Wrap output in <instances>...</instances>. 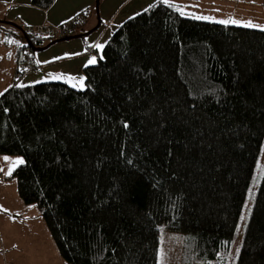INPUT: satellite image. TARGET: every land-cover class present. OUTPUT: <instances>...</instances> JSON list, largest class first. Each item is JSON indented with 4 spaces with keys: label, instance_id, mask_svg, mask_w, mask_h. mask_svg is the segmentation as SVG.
<instances>
[{
    "label": "trees",
    "instance_id": "obj_1",
    "mask_svg": "<svg viewBox=\"0 0 264 264\" xmlns=\"http://www.w3.org/2000/svg\"><path fill=\"white\" fill-rule=\"evenodd\" d=\"M170 3L93 49L82 88L18 82L0 95V154L23 160L6 178L67 264H157L163 230L185 234L182 264H224L234 243L264 141V29ZM87 19L59 36L0 21V35L8 23L25 38L19 70L27 48L39 65L36 52ZM235 264H264V171Z\"/></svg>",
    "mask_w": 264,
    "mask_h": 264
},
{
    "label": "crops",
    "instance_id": "obj_2",
    "mask_svg": "<svg viewBox=\"0 0 264 264\" xmlns=\"http://www.w3.org/2000/svg\"><path fill=\"white\" fill-rule=\"evenodd\" d=\"M31 0H0V21L12 22L19 29L33 28L38 30L44 26H56L72 19L79 12L88 10L87 24L83 33L71 38L50 43L36 52L34 60L41 67L26 75L20 84L59 81L72 86L79 78H83V68L92 64L88 61L95 57L93 49L101 51L96 45H105L115 29L128 18L137 14L157 0H101L94 8L96 0H54L45 9L33 6ZM183 12L204 17H215L218 21L234 20V11L243 12L247 16L246 23L254 28L264 29V0H170ZM230 16V19L228 17ZM214 21V20H212ZM234 24L235 23H227ZM9 26L11 24H4ZM245 26V25H242ZM44 32V31H42ZM42 34V33H40ZM1 36V35H0ZM21 44L19 45V47ZM16 53L18 57V50ZM96 58V57H95ZM18 68V58L14 71ZM76 77L77 80L68 82L67 78ZM59 77V78H56ZM14 79V78H13ZM14 84L13 80L8 86ZM73 87V86H72Z\"/></svg>",
    "mask_w": 264,
    "mask_h": 264
},
{
    "label": "rangeland",
    "instance_id": "obj_3",
    "mask_svg": "<svg viewBox=\"0 0 264 264\" xmlns=\"http://www.w3.org/2000/svg\"><path fill=\"white\" fill-rule=\"evenodd\" d=\"M240 15L236 9L232 17L238 21L235 24H248L246 14L243 12L241 17ZM189 16L198 17L195 14ZM210 18L207 20L217 22L215 17L210 16ZM5 29L0 36V93L9 88L12 80L14 82L17 71H14V67L18 58L15 50L25 42L18 28L5 26ZM17 160H22V157L0 154V264H67L59 255L40 212L34 205L22 202L18 196L16 180L6 178L18 165ZM263 171L264 141L239 216L234 243L230 251L223 256L224 264H235ZM184 239L183 233L163 230L160 233L157 264H182L185 254ZM189 260L191 264L196 263L193 256H190ZM214 261L211 260L208 264H214Z\"/></svg>",
    "mask_w": 264,
    "mask_h": 264
},
{
    "label": "built area",
    "instance_id": "obj_4",
    "mask_svg": "<svg viewBox=\"0 0 264 264\" xmlns=\"http://www.w3.org/2000/svg\"><path fill=\"white\" fill-rule=\"evenodd\" d=\"M87 16L88 14L86 13V11H84L79 16L74 17L68 21H65L60 25L51 26L47 28L40 27L38 30H34L33 28H30V30L32 33L46 31L51 35H57V36L64 35L70 33L76 27L82 25L86 20ZM29 55H30V49L27 48L24 51V56L20 69L15 72L14 83L21 82L26 75L40 68L39 65H36L32 62V60L28 57Z\"/></svg>",
    "mask_w": 264,
    "mask_h": 264
},
{
    "label": "snow or ice",
    "instance_id": "obj_5",
    "mask_svg": "<svg viewBox=\"0 0 264 264\" xmlns=\"http://www.w3.org/2000/svg\"><path fill=\"white\" fill-rule=\"evenodd\" d=\"M163 3L168 4L170 7L174 6V5H172V4L170 3V0H163ZM177 10H178V11H181V12L183 11V9H181V8H179V7H177ZM195 18H196V19H204V20L211 19L210 17H204V16H198V17H195ZM218 22H219V23H222V24H227V23H238V21H236V20H231V21H224V20H221V21H218ZM245 26H247V27H252V26L259 27L258 25H252L250 22H249L248 24H246ZM10 42H11V43H18L17 41H10ZM96 47L99 48V49H103L104 46L98 44V45H96ZM94 63H96V58H95V57H93L92 59H90V60L88 61V64H94ZM56 78H59V77H56ZM67 80H68V82H71V81H73V80H77V78H76V77H71V76H69V77L67 78ZM78 84H79V86L83 87V78H79V80H78ZM72 86H73V87H77V83H73ZM0 95H2V93H0ZM5 159H8V158H5ZM16 163H17V164L23 163V160H17ZM8 174L10 175L11 172H9Z\"/></svg>",
    "mask_w": 264,
    "mask_h": 264
}]
</instances>
